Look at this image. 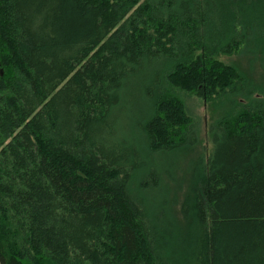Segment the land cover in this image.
Instances as JSON below:
<instances>
[{
  "label": "trees",
  "instance_id": "1",
  "mask_svg": "<svg viewBox=\"0 0 264 264\" xmlns=\"http://www.w3.org/2000/svg\"><path fill=\"white\" fill-rule=\"evenodd\" d=\"M0 264H264V0H0Z\"/></svg>",
  "mask_w": 264,
  "mask_h": 264
},
{
  "label": "rangeland",
  "instance_id": "2",
  "mask_svg": "<svg viewBox=\"0 0 264 264\" xmlns=\"http://www.w3.org/2000/svg\"><path fill=\"white\" fill-rule=\"evenodd\" d=\"M219 59L230 65H235L238 67L239 70H241L245 76H247L248 79L252 81V83L255 85H259L263 78L261 76V65L258 60H255L254 62L250 63V57L246 54H233L232 56H220ZM180 97L182 99V102L184 103V106L188 112V114L193 118L194 120V130L196 137L198 139V142L193 146L191 152L186 155V157L183 159L182 156L180 157H168L174 162V169L172 170V175L169 177L166 176V179H163V184L165 186L168 183L169 186V202H171L173 199H175L176 205L175 208H178L179 203L181 201V197L183 193L185 192V186L187 185L189 181V174L186 172V165L187 162L190 159L197 158L199 156H202L203 160H206L209 154L211 153L213 149V144L211 142L210 137V128L213 125V123L220 117L223 110H227L229 108V104L233 100L232 96H228L226 98H223V104L220 103H212V102H205L196 96L184 94L181 93ZM239 100V98H237ZM135 115V114H134ZM133 115V117H134ZM131 118V115H128ZM136 116V115H135ZM138 118L134 117L130 119V122H125V124H128L127 127L131 128V125L135 123V121ZM130 130V129H129ZM132 130V129H131ZM131 130L129 131V134L132 135ZM146 161V160H145ZM154 162L158 164L161 163V161L158 159V157H154ZM164 176V175H163ZM171 177L173 180H171ZM175 177V178H174ZM178 185H181L182 188L178 187ZM158 196L156 195V199Z\"/></svg>",
  "mask_w": 264,
  "mask_h": 264
}]
</instances>
